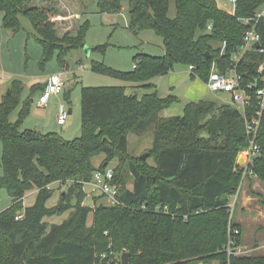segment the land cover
<instances>
[{
    "label": "trees",
    "instance_id": "16d2710c",
    "mask_svg": "<svg viewBox=\"0 0 264 264\" xmlns=\"http://www.w3.org/2000/svg\"><path fill=\"white\" fill-rule=\"evenodd\" d=\"M33 1L0 0L2 28L15 34L23 16L42 49L39 67L56 55L65 68L69 52L84 46L89 25L82 24L65 46L66 39H56L55 10L31 6ZM122 1L97 0L98 11L118 13ZM129 1V30L135 35L153 31L163 41V55L139 54L129 72L91 62L92 73L124 85L81 89L79 137L68 141L53 132L20 131L32 96L43 91L40 85L32 86L22 100L24 85L13 80L0 100V190L11 198L9 208L0 213V264H112L113 256L122 253L128 254V264H264V255L229 256L226 250L228 228L239 231L233 237L234 248L241 245L240 227L228 224L229 201L242 178L238 155L249 148L241 111L199 101L186 104L181 116L162 117L160 113L178 101L172 95L160 97L149 82L176 65L192 66L190 78L204 83L214 63L222 72L228 69L247 30L240 20L264 8V0H236L234 15L219 9L215 0H149L148 7L144 0ZM170 1L173 18L167 15ZM256 31L264 48V19ZM105 48L93 50L103 54ZM261 63L264 54L251 50L243 54L237 69L243 87L257 78ZM127 88L148 92L139 96L127 93ZM247 94L250 105L244 112L250 117L257 109L255 89H247ZM18 107V119L12 123L10 116ZM147 133L151 134L152 166L139 157L128 158V135ZM255 144L259 153L248 170L264 184V106ZM99 156L103 161L96 167L92 159ZM113 160L118 162L114 181L120 185L119 204L81 205L83 185ZM126 174L133 180L131 188L125 183ZM54 183L68 187L58 203L48 207L54 193L48 187ZM33 189L37 190L34 203L24 207L23 199ZM67 212L60 224L47 222ZM18 215L22 217L16 220Z\"/></svg>",
    "mask_w": 264,
    "mask_h": 264
},
{
    "label": "rangeland",
    "instance_id": "374dc122",
    "mask_svg": "<svg viewBox=\"0 0 264 264\" xmlns=\"http://www.w3.org/2000/svg\"><path fill=\"white\" fill-rule=\"evenodd\" d=\"M219 9L228 12L231 10V4L228 0H215ZM122 8L115 14H100L97 8V0H35L31 6L44 7L53 9L56 12L55 17V34L56 39L64 41L63 44L69 43L70 39L76 37L78 28L88 23L89 29L84 38V46L79 49H73L67 55L65 61L67 68H61L57 62L56 55L53 59L39 67L41 60V47L35 40V33L30 22L20 16L21 29L15 34H10L9 30L2 28V16L0 15V83L10 85L12 80H19L24 85L22 99L29 96L30 82L35 78L49 77L54 74H61L65 82L63 91L58 96L50 98L49 106L37 108L38 95L35 93L31 103L28 117L19 125L20 131L33 130L39 132H53L63 139L71 141L80 135V98L81 89L85 87H117L122 82L110 77L94 74L90 70L91 62L103 63L105 66L120 72H129L133 69L134 58L139 54H147L154 57L163 55V41L153 31L145 30L139 35L133 34L129 26L130 1L123 0ZM169 18L175 16L173 1L169 3L167 13ZM72 43V41H71ZM105 45V51L102 54L98 50H93L98 46ZM85 48L91 49L89 53ZM187 67L176 65L172 72L154 77L150 84L155 87L158 95L165 98L172 95L177 99V103L170 108L163 110L160 116L177 117L181 116L183 108L188 103L209 101L218 105H225L232 108H238L230 99V94L210 92L207 90L204 82L198 79H191ZM124 85V84H123ZM3 87V85H1ZM7 92V89L5 90ZM141 96L142 91H137ZM148 92V91H146ZM129 93V92H128ZM63 105L66 109H71L66 123L58 126L53 118L56 114L57 107ZM20 107L16 108L11 116L10 121L16 122ZM42 123L52 125L49 129H39ZM45 134V133H41ZM128 158L137 159L143 154H148L151 147V134L147 133L142 136L128 135ZM2 156V144L0 142V162ZM147 163L153 165V159L147 157ZM103 161V157L92 159L93 164L97 167ZM246 163V157L243 153L238 155L237 165L243 166ZM118 162L113 160L109 168L115 169ZM2 170L0 168V178ZM126 185L131 188L133 180L127 174L124 177ZM251 180H258L252 177ZM250 181L248 176L241 178L235 197L230 198V205H234L232 214H230V225L237 224L240 230L243 229V242L241 241L239 255H264V248L256 249L252 243L254 240L262 246L264 244V184ZM55 185V186H54ZM66 184L54 183L50 186L54 190L47 206L51 207L58 203L61 193L67 189ZM35 190V189H33ZM32 192V191H31ZM28 192L25 195V206L33 204V196ZM31 196V197H30ZM83 206H108V201L101 197L96 191H93L86 183L83 185ZM242 197H245L246 205L240 210ZM237 199V202L235 201ZM71 203H75V197ZM11 205V198L6 190H0V213ZM69 216V212L59 217L47 219L48 223L60 224ZM92 223V216L87 220V225ZM243 224V228L240 226ZM229 229V228H228ZM261 231V232H257ZM257 246V247H258ZM260 247V246H259ZM1 254L3 257L6 252V245ZM123 254V253H122ZM121 254V255H122ZM121 255L115 254L112 264H121ZM211 264H218L213 262Z\"/></svg>",
    "mask_w": 264,
    "mask_h": 264
},
{
    "label": "built area",
    "instance_id": "2783aa9c",
    "mask_svg": "<svg viewBox=\"0 0 264 264\" xmlns=\"http://www.w3.org/2000/svg\"><path fill=\"white\" fill-rule=\"evenodd\" d=\"M231 4V10L227 13L234 15L236 8V0H228ZM264 19V8H259L254 13L253 17L247 19H241V23L247 27L244 33L243 45L237 49L231 57V66L225 71H220L215 63L212 65L210 74L207 82L205 83L207 89L210 92H219L230 94L231 101L238 106L244 117L245 121V131L249 139V148L243 151V155L246 157V163L242 167V178L246 177L247 174L254 177L252 173L248 170V165L251 163L252 159L256 157L259 153L258 147L255 144L256 135L258 132V127L261 118V109L264 106V63H261L256 68L257 78L252 79L256 81L254 86L251 82L244 85L243 79L238 74L237 69L241 57L246 51H255L260 54H264V48H262L260 43V34L256 31V26L260 20ZM207 30H211V25L207 27ZM259 43L258 49H252V45ZM226 43H222V51L225 48ZM189 72L193 70V67L188 68ZM251 80V81H252ZM259 85H261L259 87ZM65 87V82L61 77V74H54L47 78L43 91L40 93L37 101L39 107H46L49 99L52 96L59 95ZM247 89H255L254 97L256 98V112L253 116H245V107H249L250 97L247 94ZM69 116L68 110L63 106L59 105L57 108L56 124L58 126H63ZM89 185L93 191H96L101 197L108 201L109 206H115L119 204L118 192L120 185L114 181V171L113 169L107 167L104 170H96L93 172L90 182L86 183ZM50 188V186L48 187ZM230 214H232L234 205H229ZM21 215L15 217L16 220L21 219ZM239 231L237 229H228L229 240L226 246L228 255L236 254L235 241L233 237L238 236Z\"/></svg>",
    "mask_w": 264,
    "mask_h": 264
},
{
    "label": "crops",
    "instance_id": "0c3cea01",
    "mask_svg": "<svg viewBox=\"0 0 264 264\" xmlns=\"http://www.w3.org/2000/svg\"><path fill=\"white\" fill-rule=\"evenodd\" d=\"M10 34H12L11 32H10ZM13 35V34H12ZM41 57H42V49H41ZM65 68H67V66L65 67ZM48 78V77H47ZM47 78L46 77H42V78H35L32 82H30V84H29V88H31L32 86H34V85H40L41 87H43L44 88V86H45V82H46V80H47ZM13 81V80H12ZM11 84V83H10ZM205 84V83H204ZM1 85H3V87L1 86ZM122 85V84H121ZM9 86L10 85H8V84H5V82H3V84L2 83H0V100L2 99V97L8 92V89H9ZM129 87V86H128ZM7 89V92H5V90ZM208 90V89H207ZM30 91V90H29ZM137 91H142V93H147L146 91H144V90H140V89H135V90H131L130 88H127V90H126V92L128 93H131V92H134V93H137L138 94V92ZM40 93H41V91H38L37 92V95H38V97H39V95H40ZM35 95V94H34ZM34 95L32 96V101H33V98H34ZM36 96V95H35ZM58 96V95H57ZM23 100V99H22ZM38 101V100H37ZM49 102H50V99H49V101H48V106H49ZM37 105V104H36ZM61 105V104H60ZM37 108H45V107H39L38 105L36 106ZM58 108V107H57ZM68 110V112H69V115L71 114V109H67ZM56 115H57V111H56V114H55V116H54V118H53V121H55V123H56ZM162 117H164V116H162ZM53 126H55L54 124H52ZM52 125H48L47 123H42L41 125H40V128L39 129H49V127H52ZM31 131H33V130H31ZM40 130H37L36 132H39ZM39 133H48V132H39ZM252 182H254V187L256 186V184H257V182H260L259 180H253ZM51 186H53V185H51ZM55 186V185H54ZM31 192V191H30ZM30 194H32V196H33V203H34V200H35V197H36V194H37V190L35 189V190H32V192L30 193ZM31 197V196H30ZM235 197V196H234ZM25 199V198H24ZM24 199H23V206L24 207H29V206H25V203H24ZM236 202H237V199L235 200ZM246 201H247V198H246ZM246 201H245V197H242V204H240V206H239V208H240V210H242V208L246 205L245 203H246ZM231 203H230V201H229V205H230ZM32 205V204H31ZM30 205V206H31ZM240 226L243 228V224L242 223H240ZM262 230H264V229H261V231ZM261 231H257V232H261ZM264 232V231H263ZM241 241L243 242V229H241ZM252 243H254V245H253V247L255 248L256 247V249H263L264 248V244L261 246L260 244H259V246L257 245L258 243L256 242V240H254ZM258 246V247H257ZM240 249H241V247H238L237 249H236V254L237 255H239L240 254Z\"/></svg>",
    "mask_w": 264,
    "mask_h": 264
},
{
    "label": "water",
    "instance_id": "95a60500",
    "mask_svg": "<svg viewBox=\"0 0 264 264\" xmlns=\"http://www.w3.org/2000/svg\"><path fill=\"white\" fill-rule=\"evenodd\" d=\"M145 1V5H146V7H148V4H149V0H144ZM259 43H255V44H253L252 45V49H258L259 48ZM85 50V52L86 53H89L90 51H91V49H87V48H85L84 49ZM251 83L255 86L256 85V81L255 80H252L251 81ZM148 157V154H143L141 157H140V159L141 160H145L146 158ZM128 254L127 253H123L122 255H121V259H120V262H121V264H128Z\"/></svg>",
    "mask_w": 264,
    "mask_h": 264
}]
</instances>
